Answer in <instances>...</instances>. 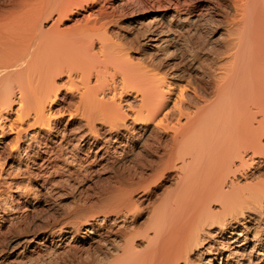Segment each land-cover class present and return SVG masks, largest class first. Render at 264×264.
I'll list each match as a JSON object with an SVG mask.
<instances>
[{
    "label": "bare ground",
    "instance_id": "1",
    "mask_svg": "<svg viewBox=\"0 0 264 264\" xmlns=\"http://www.w3.org/2000/svg\"><path fill=\"white\" fill-rule=\"evenodd\" d=\"M97 1L0 0V264L80 249L27 217L105 165L72 264H264V0H193L131 43Z\"/></svg>",
    "mask_w": 264,
    "mask_h": 264
},
{
    "label": "rangeland",
    "instance_id": "2",
    "mask_svg": "<svg viewBox=\"0 0 264 264\" xmlns=\"http://www.w3.org/2000/svg\"><path fill=\"white\" fill-rule=\"evenodd\" d=\"M98 1L97 2L99 4H103L107 10L109 11L113 10L112 12L115 14L116 16L115 18H118V20L122 22L124 33L127 35L126 40L129 43H131V41L132 42L135 41V39L133 40L131 39L135 38L136 36L140 38L139 30L146 27L147 25H152L157 23L160 20L161 14L164 13L165 11H169L174 8H177L178 6H181V4H184L183 5L184 7L189 6V8L193 10V0H98ZM86 9L88 8H85L84 10ZM84 10L83 11L78 10L77 13L84 14L85 13ZM70 16L74 17L75 15L72 14ZM71 24H72V19L70 18L64 21L65 27L67 26L69 27ZM136 33H138L139 36ZM184 35H185L184 37H180L178 39L181 47H179V49L176 51L170 49L169 54H172L173 57H178L181 54L184 55L187 51V48L189 49L190 47H192L193 41L196 40V37L193 36V32ZM168 65L170 66V64ZM105 166H102L100 168L96 167L93 168V170L90 169L91 170V172H89L90 174L88 173H85L86 175L80 174L79 179H75L78 180V182H75V180H73L71 181V183L62 184V182H60V184L59 183L56 184V187L58 188L55 187L52 191L49 190L50 194L47 193L48 192L47 191L46 193L49 194L48 196H46L47 194L45 193L43 194L44 196H42L41 198L42 205L40 204L39 207V209H41L42 206L43 209L41 210L36 209V211L30 213L27 217L28 218L27 222L29 223L31 229L33 228V231L39 233V231H41L42 229V231H47L48 233H50V231L53 230L51 231V233L53 234L62 232L66 240L65 242H67L70 238H72L67 242V244L68 243L72 244L75 247L78 246V248L80 249H78L77 251L76 249H71L67 251L66 249H64L65 247L62 250L61 249L59 250L57 248H53V246H50V249H48V251L47 250L45 251L47 252L57 251V252L45 253V251L42 248H39V250L37 249L35 250V252L33 251V253L26 252L24 255L20 257L21 259L20 261L19 259H17L12 262H8L7 264H52V263L72 264L75 263L78 259H80L79 255L84 251L83 248L89 245L88 243L89 241L83 242L82 240L77 239L76 242H74L76 238L74 231H72L71 226L75 224V222L77 223L78 221H81V219L83 220V218H86L89 212H90L89 215H91L92 213H94L91 211L93 210L95 212L99 211L98 210L99 202L97 200H99L100 191L103 190V188L105 189L111 186L112 184H114V170L118 169V168L114 169L111 166L108 167V165ZM30 183L32 184V186H36L39 183V180L35 178L32 181H30ZM165 184L168 185V183ZM160 188L161 187L157 188V193H158L157 196L161 192ZM56 191L59 192L57 193ZM157 196L155 197V201L153 203L154 205H156V203H158V200L160 199V195L158 196L159 198ZM95 201H97L98 203H96ZM43 202H45V204ZM94 204H96L95 208H94ZM69 221L71 225L68 224ZM50 240H51L50 238L45 239V243L49 245L48 243H50ZM92 245L93 248L94 247L96 248L95 244ZM51 247L53 249H51ZM92 247H90L92 253L97 251L96 250L97 248L96 249L94 248L95 249L94 250ZM92 250H94V252ZM38 251L42 255L36 256L39 254ZM41 251L42 252L44 251V253H41ZM58 251H64V253ZM74 256L77 257L74 258Z\"/></svg>",
    "mask_w": 264,
    "mask_h": 264
}]
</instances>
